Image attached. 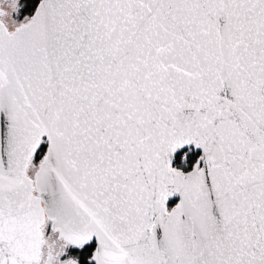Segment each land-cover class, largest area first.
<instances>
[{
	"label": "snow or ice",
	"instance_id": "1",
	"mask_svg": "<svg viewBox=\"0 0 264 264\" xmlns=\"http://www.w3.org/2000/svg\"><path fill=\"white\" fill-rule=\"evenodd\" d=\"M0 264H264V0H0Z\"/></svg>",
	"mask_w": 264,
	"mask_h": 264
}]
</instances>
